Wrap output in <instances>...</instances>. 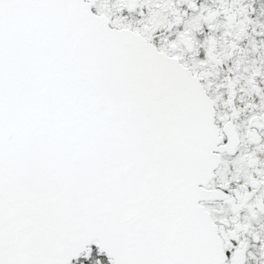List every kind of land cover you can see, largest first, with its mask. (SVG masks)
<instances>
[{"label":"snow or ice","instance_id":"snow-or-ice-1","mask_svg":"<svg viewBox=\"0 0 264 264\" xmlns=\"http://www.w3.org/2000/svg\"><path fill=\"white\" fill-rule=\"evenodd\" d=\"M0 264H264V0H0Z\"/></svg>","mask_w":264,"mask_h":264}]
</instances>
